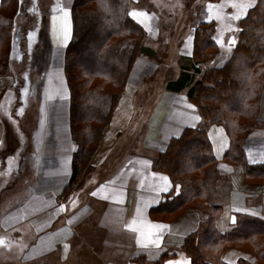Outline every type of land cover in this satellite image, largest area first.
<instances>
[{"label":"crops","instance_id":"crops-1","mask_svg":"<svg viewBox=\"0 0 264 264\" xmlns=\"http://www.w3.org/2000/svg\"><path fill=\"white\" fill-rule=\"evenodd\" d=\"M169 1L179 6L182 3V8L189 4V10H172L167 6ZM194 1L196 5L190 10V0H131L129 13L145 31L143 48L135 58L90 169L64 191L71 178L77 143L70 131V88L64 68L72 36L73 0H61L60 8L50 18L52 54L41 98L43 128L38 132L39 156L33 166L32 193L16 199L0 213L1 233L19 230L28 240L18 264H151L163 255L162 264H191L183 244L188 235L199 230L209 212L191 209L175 216L151 212L166 194L179 190L168 174L153 168L154 159L171 137L202 120L187 95L193 84L179 90L171 83L189 68L195 82L207 66L221 67L232 54L239 20L257 0ZM200 22L215 24L213 38L218 49L208 64L196 65L192 61L194 34ZM156 52H163L160 57L164 60L154 61ZM25 61L23 53L20 57L13 52V75L0 77L7 90L15 84L20 90L16 69L26 67ZM195 65L200 72L194 71ZM24 76L25 82L29 79L33 104V71L26 69ZM141 92L138 103L136 96ZM136 103L142 108L148 103L151 109L136 115ZM258 118L264 121V89ZM139 122L144 132L137 133L142 136L140 141L136 135L127 138L129 129ZM3 126L0 121V142ZM208 138L215 162L206 170L205 183L208 202L219 208L214 228L222 235L237 231L235 236L217 240L209 264H264L253 251L264 248V228L237 229L245 217L264 222V173L249 176L241 164L225 158L230 135L224 125L211 123ZM244 148L250 164L264 163V126L248 133ZM202 246L209 250L211 245Z\"/></svg>","mask_w":264,"mask_h":264},{"label":"trees","instance_id":"trees-1","mask_svg":"<svg viewBox=\"0 0 264 264\" xmlns=\"http://www.w3.org/2000/svg\"><path fill=\"white\" fill-rule=\"evenodd\" d=\"M13 3L2 0L0 5V77L13 75L8 58L10 31L15 24L12 15L17 14L19 7ZM130 8L128 0L72 2V36L66 47L65 73L70 88V131L77 149L72 158L71 178L64 191L90 169L135 58L143 48L145 31L131 17ZM213 24L200 22L195 28L192 61L196 65L208 64L218 49ZM238 25L232 54L221 67L207 66L201 79L195 82L189 68L171 83L172 88L179 90L193 84L187 95L197 106L202 120L195 127H186L179 136L171 137L153 162L155 170L168 174L173 184L179 185L176 193L166 194L165 199L151 209L153 215L175 216L191 209L209 212L199 230L188 235L183 244L191 264H209L217 240L237 234L234 230L222 235L214 228L219 208L208 202L205 183L206 170L215 162L208 138L209 125L218 123L227 129L230 147L226 159L241 164L249 176L264 173V163L250 164L244 148L248 133L264 126V121L258 118L264 87V0H257ZM48 33L47 21L41 42L49 41ZM196 65L194 71L200 72ZM6 91L7 87L0 81V102ZM245 226L260 230L264 222L245 217L239 223L238 232H243ZM203 244L211 245L209 250L203 248ZM253 251L264 260V248ZM165 257L151 264H162Z\"/></svg>","mask_w":264,"mask_h":264},{"label":"rangeland","instance_id":"rangeland-1","mask_svg":"<svg viewBox=\"0 0 264 264\" xmlns=\"http://www.w3.org/2000/svg\"><path fill=\"white\" fill-rule=\"evenodd\" d=\"M188 1L185 0V2ZM13 2H16L19 7L17 14L12 15L15 24L10 31L11 52L8 56L9 64L13 52L14 56L19 54L20 57L23 53L27 58V62H24L26 67L16 69V83H19L20 90H16L15 84L4 92L1 99L0 121L4 125L5 132L0 142V213L16 199H23L32 193L33 166H35V162L37 163L39 156L38 132H42L43 128L42 108L44 106L41 98L43 97L45 75L47 68L50 66L52 54L50 18L62 4L61 0H9V4H14ZM128 2L130 6L133 5L131 0H128ZM190 2L192 3L190 10H192L196 2L194 0H190ZM6 4L8 3L6 2ZM181 5L182 3L179 6L171 1L167 3V6H170L172 10H189V4L187 7L185 6L186 8H182ZM155 11L157 13V10ZM161 18L163 19L164 16ZM165 19L163 20L164 23L166 22ZM47 21L50 38L46 43L41 42L40 38L43 37L42 33ZM24 27L27 28L26 31H24ZM213 27L215 30V24H213ZM160 50H163V48ZM160 54H163V52H156L157 56L154 55L155 57L152 59L156 62L164 60L160 57ZM30 56L31 62L29 61ZM31 63H33V69H31ZM26 69L28 72L33 71V104H31L29 96V79L25 82L24 72ZM263 89L264 87L262 91ZM141 97L142 92L136 96L138 103ZM138 103H136V115L146 114L151 109L148 103L143 108ZM138 132L144 133L140 122L137 123V127L136 124H133L127 133V138L130 139L133 135H136L139 136L138 140L140 141L142 136L138 135ZM133 150L137 151L136 149ZM18 231L1 233L0 228V264H4V260L7 261L6 264L19 263L21 252L28 240L22 238Z\"/></svg>","mask_w":264,"mask_h":264}]
</instances>
